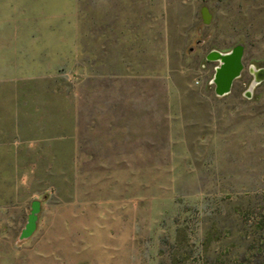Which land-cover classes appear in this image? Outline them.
I'll return each mask as SVG.
<instances>
[{
  "label": "rangeland",
  "instance_id": "rangeland-1",
  "mask_svg": "<svg viewBox=\"0 0 264 264\" xmlns=\"http://www.w3.org/2000/svg\"><path fill=\"white\" fill-rule=\"evenodd\" d=\"M251 67L264 0H0V264H264Z\"/></svg>",
  "mask_w": 264,
  "mask_h": 264
},
{
  "label": "water",
  "instance_id": "water-1",
  "mask_svg": "<svg viewBox=\"0 0 264 264\" xmlns=\"http://www.w3.org/2000/svg\"><path fill=\"white\" fill-rule=\"evenodd\" d=\"M207 24L208 22L205 21ZM245 46L243 43L236 44L227 52L211 50L206 55L209 62H217L215 72L212 78L214 85V93L217 97H223L230 93L232 86L238 78H240L244 70L243 57ZM250 72L253 74V82L251 89L264 81V69L251 67ZM40 202L33 201L31 212L28 216L27 223L20 234V239L29 238L36 230L38 222V214L40 212Z\"/></svg>",
  "mask_w": 264,
  "mask_h": 264
}]
</instances>
